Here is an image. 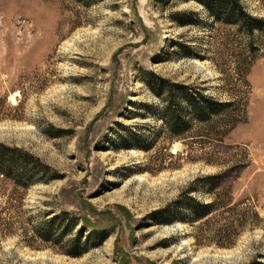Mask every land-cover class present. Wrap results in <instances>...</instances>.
Segmentation results:
<instances>
[{"label": "rangeland", "instance_id": "obj_1", "mask_svg": "<svg viewBox=\"0 0 264 264\" xmlns=\"http://www.w3.org/2000/svg\"><path fill=\"white\" fill-rule=\"evenodd\" d=\"M241 1L263 22L253 51L236 27L211 30L188 0H0V144L30 152L59 178L20 200L0 177V264L264 262V0ZM185 13L199 15V25L173 20ZM185 44L201 58H185ZM232 55L253 56L243 81ZM151 73L232 99L238 126L223 140L201 127L180 142L162 134L151 149L162 125L140 117L157 103L143 83ZM125 127L139 149L123 148ZM217 175L224 194L262 219L233 246H222L230 242L217 237L225 222L215 218L158 222L194 184L192 196L209 204L197 181ZM66 218L80 225L62 237ZM76 244L77 257L69 254Z\"/></svg>", "mask_w": 264, "mask_h": 264}, {"label": "trees", "instance_id": "obj_2", "mask_svg": "<svg viewBox=\"0 0 264 264\" xmlns=\"http://www.w3.org/2000/svg\"><path fill=\"white\" fill-rule=\"evenodd\" d=\"M188 1H192L203 8L206 20L210 22L211 30H214L218 24L227 28L236 27L241 35L249 40L248 49L250 51L255 50L257 45L255 40L258 38L256 34H263L261 27L263 22L248 12L241 0ZM198 17L199 15L196 13H185L176 15L173 20L181 26L188 27L199 25ZM179 48L185 58H201L189 45H179ZM232 56L236 60L231 64L236 79L239 81L240 78L243 81L247 76L249 67L253 64V56ZM211 61L215 62L214 59ZM220 72L224 74V71L221 70ZM143 83L156 97L157 103L144 105L142 110L145 113H140L142 114L140 117H149L162 124L161 130L149 144L151 149L162 134H165L172 142H180L184 141L196 127H201L205 128L206 136L209 138L213 136L214 139L223 140L239 124V112L236 109V102L232 99L222 102L204 94L199 88L172 83L152 73L148 74ZM123 130L125 133L119 137L123 148L126 150L139 149L137 136L128 133L130 132L129 127H125ZM0 177L4 182L13 186L15 193L20 196V200L24 199L26 192L31 187L38 184H48L59 179L57 175L52 173L50 166L44 164L30 152L4 144H0ZM223 180L222 175L200 179L197 181V185L202 183L203 187L206 188V193L213 196V200L206 204L193 197L194 193L199 192V189L195 187L196 184H194L195 186L193 185L185 195L159 213L158 222L185 221L191 225L197 223L206 225L210 218H215L220 224L225 222L218 229L217 237L230 243L222 246H233L244 231L261 223L262 219L256 208L247 206L245 201L235 203L231 191L227 190L224 194ZM182 211L185 212V220L180 219ZM81 222L85 227H94L87 220H81ZM54 223L55 219L48 222L50 227H53ZM79 225L78 219L66 218L62 237L67 235V232L74 231ZM52 230L51 228L42 229L39 236L43 240L50 241ZM72 248L69 251L70 255L77 257L84 254L77 244L76 247L73 246ZM73 250L78 251L74 253ZM249 264H264V262L255 260Z\"/></svg>", "mask_w": 264, "mask_h": 264}, {"label": "bare ground", "instance_id": "obj_3", "mask_svg": "<svg viewBox=\"0 0 264 264\" xmlns=\"http://www.w3.org/2000/svg\"><path fill=\"white\" fill-rule=\"evenodd\" d=\"M129 11H130V9H129V8H126V9H125V12H129Z\"/></svg>", "mask_w": 264, "mask_h": 264}]
</instances>
